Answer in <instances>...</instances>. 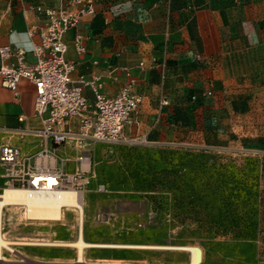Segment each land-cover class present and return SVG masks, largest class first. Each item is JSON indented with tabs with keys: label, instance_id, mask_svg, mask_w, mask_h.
Listing matches in <instances>:
<instances>
[{
	"label": "crops",
	"instance_id": "crops-1",
	"mask_svg": "<svg viewBox=\"0 0 264 264\" xmlns=\"http://www.w3.org/2000/svg\"><path fill=\"white\" fill-rule=\"evenodd\" d=\"M72 1L0 0V44L31 49L40 38L28 33L44 23L37 7ZM78 1L75 12L89 0ZM92 1L94 11L65 36L72 78L100 75L106 94L131 84L142 96L124 130L128 141L187 144L198 135L207 143L247 129L253 151L264 155V0ZM77 35L84 54L76 50ZM26 60L36 57L27 53ZM16 64L14 56H0V66ZM2 81L0 75V149L13 146L34 165L64 171L78 145L57 146L40 133L32 81L21 78L16 91Z\"/></svg>",
	"mask_w": 264,
	"mask_h": 264
},
{
	"label": "rangeland",
	"instance_id": "rangeland-1",
	"mask_svg": "<svg viewBox=\"0 0 264 264\" xmlns=\"http://www.w3.org/2000/svg\"><path fill=\"white\" fill-rule=\"evenodd\" d=\"M248 139L245 129L207 143L195 135L187 144L78 146L64 174L86 180L71 184L84 195L83 211L34 219L23 206H5L0 229L10 244L0 264H80L72 246L80 232L93 244L195 246L201 264H264V155ZM190 260L181 250L86 247L81 264Z\"/></svg>",
	"mask_w": 264,
	"mask_h": 264
},
{
	"label": "built area",
	"instance_id": "built-area-1",
	"mask_svg": "<svg viewBox=\"0 0 264 264\" xmlns=\"http://www.w3.org/2000/svg\"><path fill=\"white\" fill-rule=\"evenodd\" d=\"M77 1L60 8L37 7L44 23L28 33L31 37L38 35L40 38L39 43L31 49L17 47L13 50L10 45L0 44V56L4 61L13 56L17 60L16 65L0 66L2 84L15 91L21 78H27L35 84V112L43 121L40 133L57 146L74 143L81 147L92 143L130 142L126 139L124 130L132 116L139 112L143 103L142 96L133 91L131 84L123 86L115 95L106 94L100 75L82 76L78 81L72 78L75 62L67 58L68 44L65 36L86 13L94 11L93 1L89 0L86 7L75 12ZM74 44L79 54L86 52L82 35L75 37ZM27 53L35 55V63L27 62ZM87 88L91 91L93 100L85 94ZM85 159L80 157L82 163ZM0 167L3 169L1 178L4 180V187L37 188V174L41 171L55 173L60 185L70 178L76 188L86 182L83 177L68 178L64 171L45 170L34 165L28 157L10 145H4L0 149Z\"/></svg>",
	"mask_w": 264,
	"mask_h": 264
},
{
	"label": "bare ground",
	"instance_id": "bare-ground-1",
	"mask_svg": "<svg viewBox=\"0 0 264 264\" xmlns=\"http://www.w3.org/2000/svg\"><path fill=\"white\" fill-rule=\"evenodd\" d=\"M83 165H90V159L86 158ZM37 188L10 186L0 194V226H2L3 208L7 205L23 206L26 215L34 219H62L66 208L78 207L83 211L85 203L84 195L81 191L73 188L72 178L68 180L69 185L60 186V181L56 174L51 171H41L37 174ZM83 213V212H82ZM83 220V218H81ZM82 225V224H81ZM82 227V226H81ZM83 228V227H82ZM7 241L0 229V259L3 248H9ZM78 248L79 258L76 263H84V250L86 247H128L143 249H172L187 251L190 253L189 264H201L203 253L200 248L195 246H154V245H115V244H93L86 242L80 232L78 240L72 246Z\"/></svg>",
	"mask_w": 264,
	"mask_h": 264
}]
</instances>
